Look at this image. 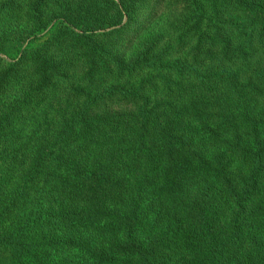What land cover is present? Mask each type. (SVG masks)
<instances>
[{"label":"trees","instance_id":"obj_1","mask_svg":"<svg viewBox=\"0 0 264 264\" xmlns=\"http://www.w3.org/2000/svg\"><path fill=\"white\" fill-rule=\"evenodd\" d=\"M177 4L126 49L107 36L138 0L61 4L70 79L47 0L23 36L0 26V52L38 67V92H0V264H264V0Z\"/></svg>","mask_w":264,"mask_h":264},{"label":"rangeland","instance_id":"obj_2","mask_svg":"<svg viewBox=\"0 0 264 264\" xmlns=\"http://www.w3.org/2000/svg\"><path fill=\"white\" fill-rule=\"evenodd\" d=\"M32 1L17 0L13 10L7 8L3 15L0 14V26L7 29L6 38L9 35L11 39L23 36V32L30 28L29 5ZM69 1L75 6L92 2V0H47V6L45 7V16L50 18V26L57 25L58 30L53 33L49 42L45 44L47 45L48 56L56 60L57 77L68 71V79L74 78V73L79 68V64L83 63L81 50L71 43L68 32L62 26L63 24H58L60 20H57V17L62 14L61 4ZM177 6V0H138V6L132 17L129 19L127 17L123 18L119 32L115 36H107V38L120 49H126L130 47V44H139L153 32L170 26ZM63 21L61 20V22ZM109 30L106 29L102 32L106 34ZM44 31L48 33V29ZM48 34L50 35V33ZM31 39L32 41L25 40L26 44L28 42H31V44L39 42L38 40L36 41V38ZM32 61L28 55L22 56V54H19L16 58H9L0 52V83L2 86L7 85L8 88L5 91H1L0 88V92L12 94L11 97L3 96L5 100H14L18 92H38V67ZM2 102L3 100L0 96V105ZM256 225L259 228L256 229L257 231L252 232V236H255V239L264 245V220L261 215L256 218ZM257 236L260 237L257 239ZM247 248H250V244H247ZM6 256V253L0 251V261ZM68 258H65V260Z\"/></svg>","mask_w":264,"mask_h":264}]
</instances>
